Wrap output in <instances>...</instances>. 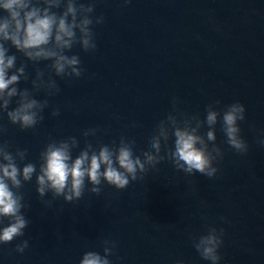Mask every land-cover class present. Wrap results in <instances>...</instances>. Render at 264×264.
Wrapping results in <instances>:
<instances>
[{"label":"clouds","instance_id":"1","mask_svg":"<svg viewBox=\"0 0 264 264\" xmlns=\"http://www.w3.org/2000/svg\"><path fill=\"white\" fill-rule=\"evenodd\" d=\"M129 2L124 0L125 4ZM61 8L63 11L59 14L53 11ZM94 11L95 0L88 3L78 0H0V12L3 13L0 15V113H6L12 125H19L21 130L34 128L44 119L42 112L48 107V100L38 101L33 92L44 90L51 96L59 93L60 88L51 76L46 80L45 72L36 69L35 78L31 81L32 90L18 89L21 80H28V74L24 64L16 67L17 57L7 54L9 49L5 44L10 43L31 62L49 61L46 68L51 69L57 77L79 78L84 71L79 56L66 53L77 44L84 52L96 49L92 25L103 23L104 17L101 15L93 20ZM13 98H17L16 107L9 110ZM215 103L219 104L220 101ZM173 110L158 123L148 149L140 155L134 154V141L121 137L118 145H101L98 150L88 143L73 159L72 150L78 146V141L75 137H69L46 145L40 153L37 171L34 163H26L22 168L18 165V160H25L26 149H18L13 154L7 141L0 143V224L5 219L8 221L7 226L0 227V244L10 243L24 235L29 220L22 214V209L29 205L23 203L24 197L19 190L24 183L32 181L34 175L36 192L41 198L51 192L53 197L62 196L67 203L82 197L86 181L92 185L89 191L96 195L101 192L102 182L123 190L130 182L142 179L150 168L155 169L165 159L185 174L199 173L213 178L219 170L214 163L223 156L222 149L215 143V125L218 121L229 147L239 154L248 152L249 145L242 138L239 127V122L246 119V108L239 101L222 110H216L209 104L203 120L199 114L188 116L177 111L175 101ZM51 115L58 116L59 110L54 109ZM205 124L209 130L202 135L200 129ZM5 131L0 126V133ZM94 134V129L84 132L85 136ZM170 139L173 140L171 147L168 146ZM258 143L264 147V140ZM162 144L165 149L163 155ZM223 235L222 228L210 226L207 234L193 238V246L202 259L210 264H219ZM102 244L103 256L95 251H87L79 264H110L107 257L115 242L104 240ZM27 247L28 240H23L16 245L15 251L23 253ZM176 264H183V261Z\"/></svg>","mask_w":264,"mask_h":264}]
</instances>
